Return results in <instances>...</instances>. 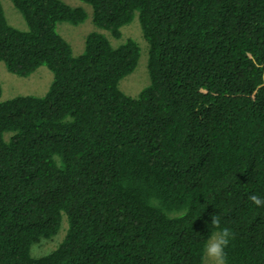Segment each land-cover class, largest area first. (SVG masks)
<instances>
[{
	"label": "trees",
	"instance_id": "obj_1",
	"mask_svg": "<svg viewBox=\"0 0 264 264\" xmlns=\"http://www.w3.org/2000/svg\"><path fill=\"white\" fill-rule=\"evenodd\" d=\"M0 4V62L42 96L0 101V264H201L211 215L234 233L228 264H264V0H78L98 31L72 55L58 24L87 13L61 0ZM1 96V87H0ZM64 229L50 252L31 248Z\"/></svg>",
	"mask_w": 264,
	"mask_h": 264
},
{
	"label": "rangeland",
	"instance_id": "obj_2",
	"mask_svg": "<svg viewBox=\"0 0 264 264\" xmlns=\"http://www.w3.org/2000/svg\"><path fill=\"white\" fill-rule=\"evenodd\" d=\"M64 4L82 8L87 13L85 21L77 26L68 23H60L56 27L57 33L67 41L72 49V55L81 53L84 45V39L92 31H98L105 35L112 45H117L126 40H133L140 48L139 58L134 70L125 76L119 83V89L127 96L135 97L138 92L149 83L146 63L147 53L145 52V43L141 38L140 28L136 17L120 29L121 37L118 40L113 39L108 33L98 30L91 22V9L78 0H61ZM4 16L11 26L19 30H25L20 14L13 8L8 0H0ZM52 74L45 66L38 67L34 73L28 77L21 78L8 73L4 65L0 62V101H6L16 96L33 95L42 96L46 93L51 82ZM64 233L61 229L57 235L50 240H42L31 248L32 256H41L51 250L59 243ZM204 257V255H203ZM201 264H204V258Z\"/></svg>",
	"mask_w": 264,
	"mask_h": 264
},
{
	"label": "clouds",
	"instance_id": "obj_3",
	"mask_svg": "<svg viewBox=\"0 0 264 264\" xmlns=\"http://www.w3.org/2000/svg\"><path fill=\"white\" fill-rule=\"evenodd\" d=\"M248 200L257 207H264V197L250 194ZM211 225L216 229L208 238L204 248V264H228L225 249L230 241L234 239V233L221 226L219 214L211 215Z\"/></svg>",
	"mask_w": 264,
	"mask_h": 264
}]
</instances>
